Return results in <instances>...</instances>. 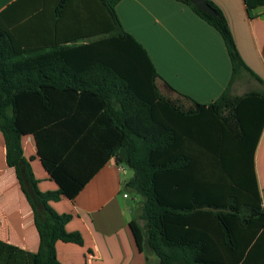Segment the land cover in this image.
Wrapping results in <instances>:
<instances>
[{"label": "trees", "instance_id": "16d2710c", "mask_svg": "<svg viewBox=\"0 0 264 264\" xmlns=\"http://www.w3.org/2000/svg\"><path fill=\"white\" fill-rule=\"evenodd\" d=\"M118 1L14 0L0 10L5 161L38 232L35 251L0 238V264H64L55 242L82 244L83 237L66 228L73 213L50 201L73 198L111 156L133 170L124 188L141 195L144 228L135 219L130 226L158 264H264L253 166L264 89L232 95L226 87L207 102L180 93L188 104L164 94L156 82L163 77L123 26ZM182 1L220 33L232 77L248 68L221 7L207 0L211 14ZM244 2L248 11L264 4ZM25 134L56 188H39L23 157Z\"/></svg>", "mask_w": 264, "mask_h": 264}, {"label": "crops", "instance_id": "0c3cea01", "mask_svg": "<svg viewBox=\"0 0 264 264\" xmlns=\"http://www.w3.org/2000/svg\"><path fill=\"white\" fill-rule=\"evenodd\" d=\"M14 0H0V10ZM226 15L236 47L246 67L232 77L231 62L216 28L182 0H119L116 11L123 26L148 50L160 75L157 84L186 104L180 93L207 102L226 87L232 95L264 89V4L247 10L244 0H214ZM162 70L169 72L168 80ZM253 71L254 73H252ZM260 78L263 80H260ZM160 88V87H159ZM180 91V92H179ZM164 93V92H163ZM165 94V93H164ZM23 157L39 178L40 189L56 188L35 154L30 134L21 138ZM257 187L264 203V121L253 154ZM130 168V167H129ZM132 170V168H131ZM123 164L109 157L73 198L50 201L58 211H71L68 230H77L83 243L56 241V255L64 264H158L144 240L138 245L130 221L144 228L141 195L124 188ZM140 197H138V195ZM0 238L30 251L38 246L33 211L13 166L5 161L0 130Z\"/></svg>", "mask_w": 264, "mask_h": 264}, {"label": "water", "instance_id": "95a60500", "mask_svg": "<svg viewBox=\"0 0 264 264\" xmlns=\"http://www.w3.org/2000/svg\"><path fill=\"white\" fill-rule=\"evenodd\" d=\"M196 7L208 13H216V9L207 0H190Z\"/></svg>", "mask_w": 264, "mask_h": 264}, {"label": "rangeland", "instance_id": "374dc122", "mask_svg": "<svg viewBox=\"0 0 264 264\" xmlns=\"http://www.w3.org/2000/svg\"><path fill=\"white\" fill-rule=\"evenodd\" d=\"M162 74L168 79V80H170L169 78V72L168 71H166V70H162ZM157 82L159 83V81L157 80ZM158 86L160 87V90L162 91V92H164L165 94H171L170 92H168V91H165V88L162 86L161 87V85L160 84H158ZM171 95H173V94H171ZM124 168H125V173H123L122 175H128L129 174V172L130 171H132L131 170V168H129L128 166H126V165H124ZM138 195V197H140V195L139 194H137Z\"/></svg>", "mask_w": 264, "mask_h": 264}, {"label": "built area", "instance_id": "2783aa9c", "mask_svg": "<svg viewBox=\"0 0 264 264\" xmlns=\"http://www.w3.org/2000/svg\"><path fill=\"white\" fill-rule=\"evenodd\" d=\"M262 207H263V209H264V203H262Z\"/></svg>", "mask_w": 264, "mask_h": 264}]
</instances>
